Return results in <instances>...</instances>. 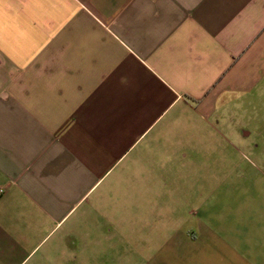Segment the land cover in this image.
Instances as JSON below:
<instances>
[{"label": "crops", "instance_id": "obj_1", "mask_svg": "<svg viewBox=\"0 0 264 264\" xmlns=\"http://www.w3.org/2000/svg\"><path fill=\"white\" fill-rule=\"evenodd\" d=\"M262 94L264 0H0V264H115L130 227L129 264L138 240L146 264H264V198L223 221L178 207L171 233L120 218L171 148L215 145L214 119Z\"/></svg>", "mask_w": 264, "mask_h": 264}, {"label": "rangeland", "instance_id": "obj_2", "mask_svg": "<svg viewBox=\"0 0 264 264\" xmlns=\"http://www.w3.org/2000/svg\"><path fill=\"white\" fill-rule=\"evenodd\" d=\"M248 101L251 103L250 111L241 112V99H237L233 100L229 107L223 111L224 123H217L214 119L215 129L209 131L208 138L211 136L216 144L196 148L201 154L194 151L193 148L186 147L184 153L188 158L184 159V163H180L177 160L182 158V152L173 156L179 150L171 148L170 163L163 164L161 169L155 166L154 179L153 181L148 180V183L151 182V186H148L147 193L143 192L146 195H138V210H123L120 213V218L123 221H129L131 217L136 218L137 221L149 217L164 219L166 222L169 221L171 227L165 228L167 232L171 233L173 228H176L178 207L184 209L186 220L197 223L208 217V213L211 212L209 207L212 206V210L217 209L213 212L218 214L220 221H223L228 218L227 210L240 207L246 196H249L251 201H259L264 198L262 196L264 195V163L256 158L264 155V94L256 95ZM225 118L228 119V123H225ZM244 124H247L251 133L249 139L242 135ZM225 139L233 141L235 146L225 142ZM258 144L260 146H257ZM205 152L208 153L205 154ZM194 153L200 155V158L207 157L208 160L205 158L201 160V163H198L194 161ZM248 156L252 158L250 163L246 159ZM179 169L181 170L179 171ZM144 183L145 180L137 179L135 181L137 188H140ZM129 187L130 180H126V185L123 184L122 188ZM121 198L125 204L124 199L128 196L123 194ZM195 202L200 205L202 211L196 209ZM215 222L219 224L218 221L215 220ZM132 228H123L126 238L122 242L115 243L120 247L121 252L115 254L114 260L106 259L107 261H114L115 264H129L131 246L129 240ZM187 228L188 226L185 227L186 231ZM136 229L140 230L139 238L147 235L146 228L141 223H138ZM144 241L139 242L138 240L137 242V264H146L153 255V244L150 245ZM133 252H135V244H132V255ZM88 258H90V264H104L103 255L98 253L94 256L90 255Z\"/></svg>", "mask_w": 264, "mask_h": 264}, {"label": "built area", "instance_id": "obj_3", "mask_svg": "<svg viewBox=\"0 0 264 264\" xmlns=\"http://www.w3.org/2000/svg\"><path fill=\"white\" fill-rule=\"evenodd\" d=\"M4 192H5V189L0 187V195H2Z\"/></svg>", "mask_w": 264, "mask_h": 264}]
</instances>
